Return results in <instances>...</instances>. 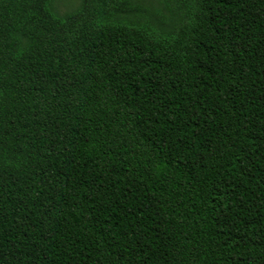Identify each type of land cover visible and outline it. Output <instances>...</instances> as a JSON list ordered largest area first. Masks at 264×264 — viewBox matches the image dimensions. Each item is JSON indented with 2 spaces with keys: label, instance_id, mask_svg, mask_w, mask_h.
Here are the masks:
<instances>
[{
  "label": "trees",
  "instance_id": "16d2710c",
  "mask_svg": "<svg viewBox=\"0 0 264 264\" xmlns=\"http://www.w3.org/2000/svg\"><path fill=\"white\" fill-rule=\"evenodd\" d=\"M0 264H264V0H0Z\"/></svg>",
  "mask_w": 264,
  "mask_h": 264
},
{
  "label": "rangeland",
  "instance_id": "374dc122",
  "mask_svg": "<svg viewBox=\"0 0 264 264\" xmlns=\"http://www.w3.org/2000/svg\"><path fill=\"white\" fill-rule=\"evenodd\" d=\"M139 3L145 4L148 6V4L154 5L156 0H137ZM78 2V0H53L54 8L60 12L63 13L71 8V6L75 5Z\"/></svg>",
  "mask_w": 264,
  "mask_h": 264
}]
</instances>
